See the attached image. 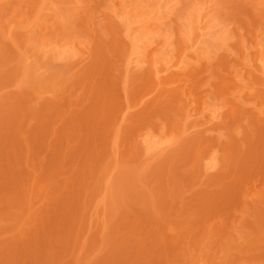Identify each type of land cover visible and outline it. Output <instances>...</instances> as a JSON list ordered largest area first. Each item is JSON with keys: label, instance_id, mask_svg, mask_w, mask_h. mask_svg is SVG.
Here are the masks:
<instances>
[{"label": "rangeland", "instance_id": "obj_1", "mask_svg": "<svg viewBox=\"0 0 264 264\" xmlns=\"http://www.w3.org/2000/svg\"><path fill=\"white\" fill-rule=\"evenodd\" d=\"M0 264H264V0H0Z\"/></svg>", "mask_w": 264, "mask_h": 264}, {"label": "bare ground", "instance_id": "obj_2", "mask_svg": "<svg viewBox=\"0 0 264 264\" xmlns=\"http://www.w3.org/2000/svg\"><path fill=\"white\" fill-rule=\"evenodd\" d=\"M138 21V20H137Z\"/></svg>", "mask_w": 264, "mask_h": 264}]
</instances>
